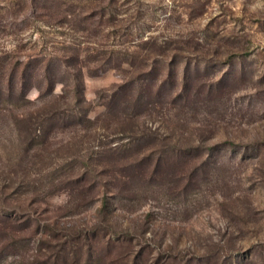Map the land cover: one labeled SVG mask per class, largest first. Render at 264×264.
<instances>
[{
    "label": "rangeland",
    "instance_id": "1",
    "mask_svg": "<svg viewBox=\"0 0 264 264\" xmlns=\"http://www.w3.org/2000/svg\"><path fill=\"white\" fill-rule=\"evenodd\" d=\"M2 186L0 264H264V0H0Z\"/></svg>",
    "mask_w": 264,
    "mask_h": 264
},
{
    "label": "trees",
    "instance_id": "2",
    "mask_svg": "<svg viewBox=\"0 0 264 264\" xmlns=\"http://www.w3.org/2000/svg\"><path fill=\"white\" fill-rule=\"evenodd\" d=\"M161 161V160H160ZM142 167L143 164H142ZM87 168V170H86ZM86 168L84 169V171L82 172V174H87V175H90V174H95V175H104L106 177V184L107 185H111L112 184V181L114 182L115 180H119L117 178V176L115 175V173L112 174V178H109L111 177V175H109L108 177L106 176V173L108 172L107 168L105 167H99V168H95L93 166H91L90 164H87ZM151 174H155L157 172H159L161 170L160 168V163H158V161L156 162H152L150 164L149 167L146 168ZM143 170V169H142ZM144 172V171H143ZM145 173V172H144ZM138 180H144V181H147V175H144L143 174H138V175H135L133 177V179H137ZM3 186L0 188V191L2 190ZM6 188V186H5ZM3 193V192H2ZM7 195H4V194H0V230L3 228L5 229L6 227L3 226V224H6V223H9V222H16L19 220V215L16 213L15 216H13V214H11V210L12 208H10V204H8L7 202ZM110 201L108 199V197H104V199L102 200V203H101V209L100 211H106L108 207H110ZM13 207H19V206H13ZM20 209V208H19ZM16 212V211H15ZM27 213V214H26ZM24 212V217L28 218V215L30 214V212ZM109 223H113V224H109L108 223V226L106 227H100L99 225H94V227L91 228V231L89 233H82V236L86 239H88V251L86 252L87 254V258L88 260H92L95 261L98 260V257L100 256V253L97 252L95 249H96V244H97V241L96 239L101 237V238H105L106 235L110 234L109 235V240H108V243L109 242H114V244H121L123 245L125 241L129 242V241H132L134 239V236L131 234V229L130 227L128 226H124L123 224L121 223H118L116 220H114V217L110 218L108 220ZM49 227V226H48ZM91 233V235H90ZM133 236V238H132ZM77 238H80V235H77L76 236ZM91 237H93V239H95V241H91ZM96 243V244H95ZM142 250L144 249H141L139 250L137 253L139 252H142ZM78 254V252H76V255ZM147 260L141 258L140 256H138L135 260H134V263L135 264H138V263H142V264H145ZM88 263V262H87Z\"/></svg>",
    "mask_w": 264,
    "mask_h": 264
}]
</instances>
